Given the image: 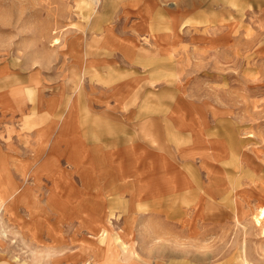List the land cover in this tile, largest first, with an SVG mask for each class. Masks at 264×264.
Returning a JSON list of instances; mask_svg holds the SVG:
<instances>
[{
  "label": "rangeland",
  "instance_id": "rangeland-1",
  "mask_svg": "<svg viewBox=\"0 0 264 264\" xmlns=\"http://www.w3.org/2000/svg\"><path fill=\"white\" fill-rule=\"evenodd\" d=\"M96 35L108 52L116 48L113 59L117 41L153 59L142 73L160 93V115L168 111L170 128L161 132L171 154L192 153L184 169L199 165L208 173L201 181L216 179L224 193L193 206L185 199L179 220L172 210L123 208L112 194L105 203L87 190L49 193V182L26 195L35 171L80 186L89 171L142 168L159 155L96 146L76 161L71 141L56 137L60 129L31 146L2 139L0 187L17 192H0V264H264V222L254 223L264 208V0H0V91L24 88L33 76L49 96L70 98L73 45ZM24 202L50 236L44 242L27 244L23 223L9 221L24 218Z\"/></svg>",
  "mask_w": 264,
  "mask_h": 264
},
{
  "label": "crops",
  "instance_id": "crops-1",
  "mask_svg": "<svg viewBox=\"0 0 264 264\" xmlns=\"http://www.w3.org/2000/svg\"><path fill=\"white\" fill-rule=\"evenodd\" d=\"M140 27L147 30V22ZM98 36H94L93 41L73 45L76 59L72 69L78 82L70 98L64 93L56 95L63 103L61 106L57 105L56 96H49L42 86H37L33 76H27L24 88L13 87L0 91V146L5 143L3 140L9 139L12 143H15L13 139H21V144L28 146L42 144L52 129H60L61 132L56 137L62 143L64 140L71 141L76 161L88 160L96 146L110 145L122 146L123 154L129 150L133 152V148H128L130 146H140L138 149L142 150H136L137 156L143 158L146 153H158L159 160H151L145 167L142 165V168L89 171L87 176H81L86 180L81 181L80 186H65L64 181L59 180L60 175L39 170L29 175L33 180L23 186V193H39L43 190L42 184L49 182V193L74 195L87 190L89 193L98 192V197H104L105 203L108 195L112 194L126 204L123 208L172 210L176 220L183 217L182 204L185 199L190 200L189 206H193V203L214 200L218 194L222 196L223 187L218 186L216 179L203 181L204 183L201 181L203 175L207 179L208 173L199 165L198 169L190 173L184 169L186 165L193 164L190 159L193 157L192 153L178 148V157L171 154L168 134L162 135L161 132H168L170 128L168 111L160 115V93L154 89L153 79L145 78L142 73L145 65H149L153 59L140 57L139 51L136 53V46L131 45L130 48L129 43L125 45L121 41L115 43L118 44L120 57L113 59L111 55L116 48L108 52V48L103 47L107 46L106 43ZM92 55L94 56L90 57ZM176 125L186 128L180 123ZM113 130L116 133L112 134ZM145 138L150 141L145 142ZM157 141L159 145L156 146ZM7 153V149L0 148V160H4ZM199 155L205 156L206 153L201 151ZM0 192L17 191H5L0 187ZM73 202L77 203L75 199ZM24 203V218L11 217L9 221H15L18 226L23 223V241L27 244L44 242L50 236L39 233L37 218H33L31 213L33 206L29 202ZM12 205L16 209V203ZM5 235L0 226V245Z\"/></svg>",
  "mask_w": 264,
  "mask_h": 264
},
{
  "label": "bare ground",
  "instance_id": "bare-ground-1",
  "mask_svg": "<svg viewBox=\"0 0 264 264\" xmlns=\"http://www.w3.org/2000/svg\"><path fill=\"white\" fill-rule=\"evenodd\" d=\"M264 222V208H261L258 213L254 216V223L257 226H261ZM263 232V229H262Z\"/></svg>",
  "mask_w": 264,
  "mask_h": 264
}]
</instances>
